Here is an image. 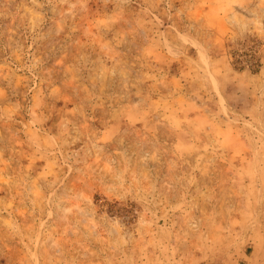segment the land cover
<instances>
[{
  "label": "rangeland",
  "instance_id": "374dc122",
  "mask_svg": "<svg viewBox=\"0 0 264 264\" xmlns=\"http://www.w3.org/2000/svg\"><path fill=\"white\" fill-rule=\"evenodd\" d=\"M0 264H264V0H0Z\"/></svg>",
  "mask_w": 264,
  "mask_h": 264
}]
</instances>
